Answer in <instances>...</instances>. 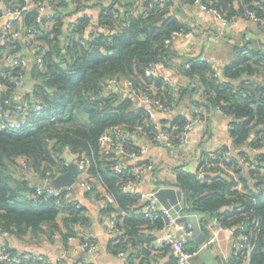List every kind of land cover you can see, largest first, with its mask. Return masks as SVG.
Segmentation results:
<instances>
[{"label": "trees", "instance_id": "trees-1", "mask_svg": "<svg viewBox=\"0 0 264 264\" xmlns=\"http://www.w3.org/2000/svg\"><path fill=\"white\" fill-rule=\"evenodd\" d=\"M4 1L12 8L25 4L24 0ZM254 1L203 0V5L218 10L228 20L246 16L247 10L264 18V3L256 5ZM31 2L33 8L26 13L25 21L29 28L38 31L32 45L40 48L44 63L33 64V96H27V125L19 130H0V233L5 240L13 236L32 244L45 238L52 240L57 234L66 241L77 236V226L86 224L84 210L76 202L64 203L62 208L54 199L39 197L35 201L37 189L44 183L33 185L20 172V169L32 170L49 183L50 178L68 171L69 152L89 160V175L105 187L103 200L106 194L112 197L114 202H106L104 212L112 216L120 211L128 213L119 223L118 232L122 234L116 239V252L126 255L131 251V264L141 256L170 254L168 246L156 248L154 245V234L165 222L162 219L151 222L135 214L141 208V194L123 190L126 185L137 182L131 173L133 166L121 173L114 172L115 161L100 148V139L107 129L123 127L129 136L123 141L124 150L138 154L139 147L133 142V136L153 141L160 132L155 128L157 122L133 98L118 90L105 95L102 91L111 79L129 80L138 92L160 101L172 112L188 107L183 102L190 99L196 104L193 110L200 109L199 114L193 112L195 120L205 119L204 110L208 113L221 109L233 119L231 135L238 148L264 150V82L257 79L264 75V50L246 49L223 74L206 61L192 59L181 67L191 84L177 91L163 78L145 76L146 68L151 65L170 67L171 48H166L165 42L175 33L188 32L171 14L175 7L172 1L143 0L142 7L137 8L120 0H72L78 10L100 7L99 23L104 32H93L90 36L87 35L90 19L86 17L66 26V20L73 14L67 11L69 0ZM39 4L54 6V15L40 23L37 22ZM117 5L128 9L124 16ZM71 25L73 30L69 29ZM23 36L26 37V32ZM21 44L16 41L12 46L20 48ZM1 62L2 58L0 111L13 110L16 99L12 101L13 108L5 101L16 90L15 78L24 76V69L3 68ZM198 90L202 92L203 103L194 96ZM36 104H42L43 110L35 111ZM189 123L184 115H173L163 120L162 130L178 142V136ZM226 152L230 151L225 148L214 151L197 173L179 170L176 186L192 211L202 217L204 227L209 219L217 218L224 229H235L236 236L248 237L254 247L251 264H264V152L252 160L242 151L240 157L245 162L232 155L225 158L222 154ZM200 173L206 177L200 179ZM89 195L100 197L94 185ZM145 231L151 234L145 235ZM8 248L12 254H18L9 245ZM186 248L191 251L188 243ZM244 257V254L238 258L233 256L228 264H243ZM0 264L8 263L0 261ZM22 264L37 263L24 260Z\"/></svg>", "mask_w": 264, "mask_h": 264}, {"label": "crops", "instance_id": "crops-1", "mask_svg": "<svg viewBox=\"0 0 264 264\" xmlns=\"http://www.w3.org/2000/svg\"><path fill=\"white\" fill-rule=\"evenodd\" d=\"M120 1L125 4H133V7L141 8L143 0ZM165 1L175 3L171 14L182 22L188 33H191L189 35L185 33L174 39L170 49V67L164 64L157 65V70L163 76L170 79L177 91L181 88H187L191 84V81L181 72V67L192 59L209 60L217 66L219 73L223 74L224 69L236 62L246 52V49L261 48L264 50V25L259 24L253 18L241 15L232 24L226 25L214 14L202 10L201 3H198L196 0ZM6 7L5 1L0 0V9L3 10L2 13H5ZM117 8L121 11L122 16L128 10L119 5H117ZM235 8L237 9L238 5H235ZM135 10L134 8L132 13H135ZM67 11L73 14L66 20V26L75 23L83 15L88 14L90 16V26L87 35H91L93 32H104V29L99 23L101 14L100 7L91 6L78 10L72 0H69ZM52 13L54 12L47 10L41 16L44 19L51 17ZM26 15L24 14L21 18L15 20V28L22 32H26L29 29L25 21ZM9 20H12L9 16L0 19V33L4 30ZM21 37L16 40L9 39L0 44V58H2L1 63H3V68H6V66L12 67V63L16 59L26 61L27 65L24 68V76L21 78L22 85L16 88L15 99L17 103H23L28 109L27 96L28 94L33 96L34 81L32 80V69L33 64L36 63V49L35 46L31 45L28 36L24 37L22 35ZM16 41H21L20 48L12 46ZM17 49L19 51L13 53ZM0 76H2L1 71ZM257 79L259 82H264V75L259 76ZM194 84L193 86L196 87V82ZM195 95L200 102L203 101L200 100L202 96L201 90H198ZM131 98L141 106L135 97ZM183 103L188 107H181V109L170 115H164L160 111H157L154 118L155 122L158 125H162L163 120L171 119L173 115L180 114L184 115L190 121L194 120L193 107L196 104L191 103L188 98ZM200 107L203 111L204 108L202 106ZM204 111L205 119L195 125L190 134L189 143L183 148L169 149L164 146L150 144V141L145 137L133 136L135 145L138 146L146 142L149 145L148 153L140 156L135 162H150L155 166V170L143 178L141 184L135 187L134 192L149 195L155 193L160 188L170 187L179 189L176 186L177 172L182 170L187 173H197L198 168L203 163H206L208 157L219 149H228L230 155L239 159L242 158L240 157L242 151L250 156L252 160H257L263 154L264 150L262 149H240L234 144L231 135L233 119L221 109L216 108L208 113ZM73 157L74 161L70 162L68 160V171L71 165L77 166L75 183L73 184L74 201L84 210V219L86 221L84 226H77L79 232L77 236L69 238L66 241L61 234H57L52 240L45 238L38 244H32L29 241L19 240L12 236L8 237L6 242L18 254L44 256L50 258L53 264H131L129 260L132 254L131 251H128L123 257L120 256V253L116 252V239L122 233H115L110 230L109 222L112 215L104 212L106 209V202L103 200L106 192L105 187L99 179L89 175V166L82 168L79 162L80 159L75 156ZM20 172L23 179L28 180L33 185L45 183L42 176L32 170L20 169ZM67 172L59 174L55 178H50L49 184L55 188H65L61 187L62 185L59 180ZM85 175L87 179H91V183L94 185L100 197L96 196L92 198L85 188L78 185V181L83 179ZM190 213L198 216L202 233L207 237L204 243H200L198 240L191 238L188 240V248L193 253L190 264L230 263L233 260V240L231 233L226 229L219 230L217 218L209 219L204 227L201 223L202 217L192 210ZM187 214L186 209H183L180 213V215ZM60 222L61 229L63 230L62 221ZM148 234L151 233L145 231V235ZM156 234L157 232L154 235ZM86 236L96 238L98 243L97 253L88 254L81 248L83 238ZM213 236L217 237L215 243L210 246H205L204 244ZM252 251L245 255L243 264H251ZM173 262L170 254L164 253L161 255H152L150 258L141 256L135 260L134 264H173Z\"/></svg>", "mask_w": 264, "mask_h": 264}, {"label": "built area", "instance_id": "built-area-1", "mask_svg": "<svg viewBox=\"0 0 264 264\" xmlns=\"http://www.w3.org/2000/svg\"><path fill=\"white\" fill-rule=\"evenodd\" d=\"M32 0H24L25 4L22 6H16L14 8L12 7H6L5 13H2L3 10L0 9V19L3 17H11L12 20H9L6 24V27L3 31L0 33V44L5 42L9 39H19L23 35L24 32L18 30L15 28V20L21 18L24 14L29 12L33 8V4L31 2ZM160 2L165 0H158ZM198 3H201L202 10L212 13L215 16H217L219 19H221L226 25L232 24L237 17H234L230 20L226 19L219 13L218 10L209 8L206 5H203V0H196ZM256 5H261L264 3V0H255L253 2ZM50 10L54 12V6L52 4L45 5V4H39L38 11H39V17L37 19V22L40 23L43 18L41 16L42 13L45 11ZM2 14V15H1ZM54 13H52V16ZM246 16L253 18L256 22L259 24L264 25V18L257 17L256 13L247 10L245 13ZM86 17L90 18V16L87 14L83 15L81 18ZM70 30L74 29V25H71L69 27ZM188 33V32H187ZM93 33H91L92 35ZM185 34L184 32H178L173 34V36L168 39L165 42L166 48H171V45L177 37ZM191 33H188V35ZM38 31L35 29L29 28L26 31V36H28V39L33 44V39L37 38ZM90 36V35H88ZM95 38V36L93 37ZM40 48L36 49V56L35 61L39 65H43L44 63V55L42 53L40 54L39 51ZM39 51V52H38ZM201 61H206L212 65L214 69L217 68V66L205 59H201ZM27 63L23 59H16L12 63V68H21L24 69L26 67ZM145 76L148 79H158L163 78L164 82L168 85H172V82L170 79L166 76H163L162 73H160L157 70V67L151 65L145 70ZM20 76L19 78H15V83L17 87L22 85V80ZM120 91L125 96H131L135 97L138 103L145 107L148 114L151 116V118L154 120L155 114L157 111H160L164 115H170L173 112L166 107L163 103L160 101L151 98L150 96L138 92L133 83L129 80H117V79H111L106 84L104 90L102 91V95H105L106 93L110 91ZM1 91H3V88H1ZM16 97V90L14 91L13 95L5 101L6 105L13 108L12 101ZM15 112H14V111ZM13 110H5L1 109L0 111V130H19L23 127H25L29 120V113L28 109L24 106L23 103H15V106ZM43 110L42 104H36L35 105V111H41ZM193 112L200 113V109H194ZM201 122L199 119H194L190 121L189 124H187L183 131L178 136V142L174 141V138L167 133L166 131L162 130V125L156 124L155 128L160 131L155 139L150 142V144L154 145H160L164 146L169 149H178L185 147L190 140V134L193 131L196 124ZM233 127L231 126V130ZM129 136L126 133L125 129L123 127H114L107 129L104 134L102 135L100 139V148L101 152L108 156L110 160L115 161L116 165L114 167V172L121 173L122 170H124L126 167L133 166L131 169V173L136 179V183H130L123 187L124 191H134L135 187L137 185L141 184L143 178L150 173L151 171L155 170L154 164L150 162H135L140 156L145 155L149 151V145L148 143H142L139 144L137 147H139V153L136 154L134 152H126L123 148V141L127 139ZM213 155V153H212ZM225 158L229 159L230 152H226L222 154ZM213 157V156H212ZM215 157V156H214ZM216 158V157H215ZM79 162L82 168H87L89 166V160L82 157L79 158ZM245 162L243 158H241V162ZM206 175L204 173H200L199 178L204 179ZM78 185L85 188L89 193L92 191V185L90 183V180L86 178V175L83 179L78 181ZM105 202H111L113 203V199L109 194L105 195ZM39 197H45L47 199H54L56 205L60 207H64V203H73L74 201V186L71 187H65V188H55L51 186L48 182L44 183V186L39 187L37 189V192L34 196V200L37 201ZM142 197V204L141 208L138 209L135 214L143 215L146 219H149L151 222H154L156 220L162 219L165 222L164 227L157 231V234L155 235V241L154 245L156 248L165 247L168 246L170 248V255L175 259L176 264H190V260L193 256V253L188 251L186 248V245L188 243V240L193 235V227L187 223H179L176 219L172 218L169 211L165 209L164 207H160L156 205V198L155 194H149V195H143ZM128 213L125 211H120L112 216L109 222L110 230L112 232H118L119 231V223L122 218L127 216ZM219 223V222H218ZM224 228L221 227L219 223V230H223ZM229 231L232 235V245H233V256L237 257L239 255H247L249 252L253 250V245L249 241V238L246 236L238 237L236 236V230L235 229H226ZM217 237L213 236L211 237L204 245L210 246L215 243ZM81 248L86 251L88 254H95L98 250V243L96 241V238L93 236H86L83 238V241L81 243ZM120 256H125L124 253H120ZM32 261L37 264H53V261L50 258L39 256V255H24V254H12L9 251L8 245L6 240L4 239L3 235L0 233V261L8 263V264H22L23 261Z\"/></svg>", "mask_w": 264, "mask_h": 264}, {"label": "water", "instance_id": "water-1", "mask_svg": "<svg viewBox=\"0 0 264 264\" xmlns=\"http://www.w3.org/2000/svg\"><path fill=\"white\" fill-rule=\"evenodd\" d=\"M68 160L74 161V157L67 153ZM77 171L76 165H71L69 171L60 177L61 187H71L75 183V173ZM156 205L167 209L172 218L179 223H187L193 227V235L191 239H196L200 243H204L207 239L206 235L202 233L200 221L197 215L191 214V206L184 200L183 192L176 188H160L155 193ZM186 209L187 215H180L181 211Z\"/></svg>", "mask_w": 264, "mask_h": 264}]
</instances>
